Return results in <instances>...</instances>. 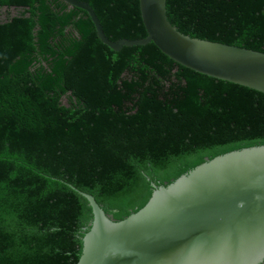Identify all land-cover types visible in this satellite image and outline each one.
Instances as JSON below:
<instances>
[{"label": "trees", "instance_id": "obj_1", "mask_svg": "<svg viewBox=\"0 0 264 264\" xmlns=\"http://www.w3.org/2000/svg\"><path fill=\"white\" fill-rule=\"evenodd\" d=\"M106 37H146L139 0H79ZM0 264H77L86 193L121 221L217 156L264 146V93L153 43L115 52L62 0H0ZM181 34L264 54V0H166ZM264 264V263H263Z\"/></svg>", "mask_w": 264, "mask_h": 264}, {"label": "water", "instance_id": "obj_2", "mask_svg": "<svg viewBox=\"0 0 264 264\" xmlns=\"http://www.w3.org/2000/svg\"><path fill=\"white\" fill-rule=\"evenodd\" d=\"M89 16L98 39L117 52L153 43L177 64L264 93V54L179 33L166 0H139L146 37H106L93 9L62 0ZM93 214L77 264H263L264 146L232 151L155 189L143 208L109 219L82 193Z\"/></svg>", "mask_w": 264, "mask_h": 264}, {"label": "rangeland", "instance_id": "obj_3", "mask_svg": "<svg viewBox=\"0 0 264 264\" xmlns=\"http://www.w3.org/2000/svg\"><path fill=\"white\" fill-rule=\"evenodd\" d=\"M19 9L17 8H7V7H0V22L5 21L15 15H18Z\"/></svg>", "mask_w": 264, "mask_h": 264}]
</instances>
